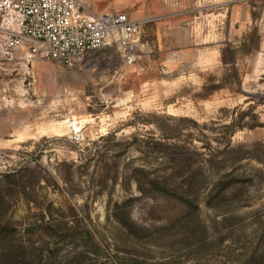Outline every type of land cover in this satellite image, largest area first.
I'll use <instances>...</instances> for the list:
<instances>
[{
    "label": "rangeland",
    "instance_id": "374dc122",
    "mask_svg": "<svg viewBox=\"0 0 264 264\" xmlns=\"http://www.w3.org/2000/svg\"><path fill=\"white\" fill-rule=\"evenodd\" d=\"M78 2L137 60L0 65V264H264V0Z\"/></svg>",
    "mask_w": 264,
    "mask_h": 264
},
{
    "label": "built area",
    "instance_id": "2783aa9c",
    "mask_svg": "<svg viewBox=\"0 0 264 264\" xmlns=\"http://www.w3.org/2000/svg\"><path fill=\"white\" fill-rule=\"evenodd\" d=\"M142 31L126 13H92L78 0H0V65L51 61L74 68L104 48L132 64ZM72 138L79 143L82 135Z\"/></svg>",
    "mask_w": 264,
    "mask_h": 264
},
{
    "label": "crops",
    "instance_id": "0c3cea01",
    "mask_svg": "<svg viewBox=\"0 0 264 264\" xmlns=\"http://www.w3.org/2000/svg\"><path fill=\"white\" fill-rule=\"evenodd\" d=\"M36 63H38V62H35V63H33V64H36ZM7 104V103H6ZM12 106L11 105H0V108H2V109H5V108H11ZM264 116V114H261V117H263ZM21 124H23V122L22 121H19V119L18 118H13V119H11V118H9V116H5V115H0V125H12V126H17V125H21ZM21 135V133L19 134V133H15L14 135H13V137H14V141H17V143H23V142H25L24 140H18V137Z\"/></svg>",
    "mask_w": 264,
    "mask_h": 264
},
{
    "label": "trees",
    "instance_id": "16d2710c",
    "mask_svg": "<svg viewBox=\"0 0 264 264\" xmlns=\"http://www.w3.org/2000/svg\"><path fill=\"white\" fill-rule=\"evenodd\" d=\"M94 248H95V250H97V253L100 254V249L98 248V246H96V245L94 244Z\"/></svg>",
    "mask_w": 264,
    "mask_h": 264
}]
</instances>
